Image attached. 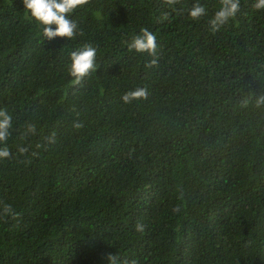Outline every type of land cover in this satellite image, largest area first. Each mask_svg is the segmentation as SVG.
Segmentation results:
<instances>
[{
	"label": "trees",
	"instance_id": "16d2710c",
	"mask_svg": "<svg viewBox=\"0 0 264 264\" xmlns=\"http://www.w3.org/2000/svg\"><path fill=\"white\" fill-rule=\"evenodd\" d=\"M256 2L239 0L213 32L220 0H89L69 16L76 35L49 41L22 0H0V110L12 120L0 210H13L0 212V264H108L109 253L118 264H264ZM196 4L206 14L193 20ZM141 29L156 36L151 67L128 49ZM88 44L97 68L71 86L70 55ZM137 88L147 99L124 103ZM28 124L36 133L21 139Z\"/></svg>",
	"mask_w": 264,
	"mask_h": 264
},
{
	"label": "clouds",
	"instance_id": "9594fccd",
	"mask_svg": "<svg viewBox=\"0 0 264 264\" xmlns=\"http://www.w3.org/2000/svg\"><path fill=\"white\" fill-rule=\"evenodd\" d=\"M164 4L173 6L179 3V0H163ZM24 11L29 13L25 19L34 20L42 29V35L46 40H52L54 38H63L66 40L72 39L76 35L77 24L69 18L77 8L83 7L89 3V0H22ZM221 7L215 13L214 17L210 20V27L213 32L218 31L221 26L225 25L230 19L234 18L239 11V0H220ZM257 10L264 9V0H257L253 5ZM206 14L204 6L196 4L191 7L188 12V16L193 19H199ZM169 14L165 13L161 20H168ZM54 26V27H53ZM129 51L135 50L137 53H147L152 56L153 59L149 62L147 67H151L157 64V42L156 36L147 29H141V33L135 36L128 44ZM96 54L97 50L92 45H84L79 50L73 51L70 55L71 64L69 67V76L71 78V86H78L81 82L89 76L94 70H96ZM124 103H131L135 100L147 99V89L137 88L135 90L125 93L121 97ZM249 100H243L241 107H247ZM254 106L256 108L264 107V94L260 95L254 100ZM73 127L79 129L83 127L82 122H76ZM12 128L11 116L6 111L0 110V160L9 158L12 153L6 146L10 136V129ZM36 126L34 124H28L24 132L21 135V139H25L31 135H35ZM54 133L47 138L49 143H54ZM36 149L42 147L41 144H37ZM17 151L21 155L28 153L27 147H19ZM37 152H32L31 155H37ZM179 208H174V212H178ZM12 207L10 205H3V215L12 214ZM137 232L143 233L144 225L137 224L135 226ZM108 264H118V257L107 254L105 257ZM123 264H128L127 261ZM131 264H136L133 260Z\"/></svg>",
	"mask_w": 264,
	"mask_h": 264
}]
</instances>
